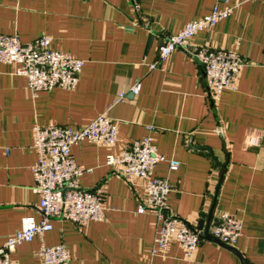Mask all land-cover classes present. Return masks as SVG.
I'll use <instances>...</instances> for the list:
<instances>
[{
    "label": "crops",
    "instance_id": "1",
    "mask_svg": "<svg viewBox=\"0 0 264 264\" xmlns=\"http://www.w3.org/2000/svg\"><path fill=\"white\" fill-rule=\"evenodd\" d=\"M216 4L239 6L193 42L237 52L244 61L237 90L224 92L218 102L192 55L176 50L151 68L161 43ZM0 33L23 43L48 36L53 49L85 62L75 89L36 97L15 65L0 62V246L26 216L42 218L34 128L81 127L102 114L119 126L114 147L83 141L72 148L77 164L87 169L82 188L105 190L104 220L78 228L54 219L52 230L12 252L14 264H41L36 252L43 242L65 244L69 264H244L237 253L207 239L193 262L177 242L168 254H153L158 223L154 212H141L143 184H129L106 164L108 154L149 136L166 158L155 174L173 186L168 211L201 228L228 163L214 215L240 217L243 234L234 248L249 264H264V0H0ZM137 82L142 89L135 95ZM172 160L180 162L177 170L170 168Z\"/></svg>",
    "mask_w": 264,
    "mask_h": 264
},
{
    "label": "built area",
    "instance_id": "2",
    "mask_svg": "<svg viewBox=\"0 0 264 264\" xmlns=\"http://www.w3.org/2000/svg\"><path fill=\"white\" fill-rule=\"evenodd\" d=\"M229 3L230 0H220ZM260 1V0H247ZM237 5L220 7L216 4L204 17L188 23L181 31L171 35L158 47V60L151 68H158L174 51L182 50L196 58L204 71L211 98L218 102L226 91H235L244 67L237 52L224 48L200 45L193 42L197 34L213 28L221 20L229 18ZM135 10L139 11L136 4ZM48 36L23 43L17 35L0 33V62L16 66L15 72L28 79V89L36 97L42 91L55 88H76L85 62L67 52L53 49ZM137 82L132 92H141ZM125 93L120 98L124 99ZM222 134V130H219ZM119 126L107 115L102 114L91 123L72 127L66 125L36 126L34 149L38 160L33 167L35 190L40 195L41 220L33 216L23 219L22 228L0 246V264H14L12 252L19 246L32 242L37 236L53 229V220H69L83 228L92 221L105 218L107 204L102 188L85 190L80 184L81 176L87 171L75 161L72 148L83 141L107 146H116ZM165 157L157 150L154 138L149 136L132 142L120 154L107 155L106 164L114 167L131 185L141 182L146 196L141 212L150 210L157 217V237L154 255L168 254L173 242L180 244L185 260L193 262L201 242L205 239L204 228L173 216L167 208V200L173 190L169 180L156 176L159 163ZM180 162L170 161V168L177 170ZM244 222L235 214L221 213L210 227V233L221 242L235 246L243 234ZM41 264H69L71 252L65 244L48 246L44 242L36 252Z\"/></svg>",
    "mask_w": 264,
    "mask_h": 264
},
{
    "label": "water",
    "instance_id": "3",
    "mask_svg": "<svg viewBox=\"0 0 264 264\" xmlns=\"http://www.w3.org/2000/svg\"><path fill=\"white\" fill-rule=\"evenodd\" d=\"M227 167H228V163L224 164L222 166V169L220 172V180H219V184H218L217 189H216V193H215V197H214V204H213L212 209L210 210L209 214L207 215V222H206V226L204 228V237H205V239H207L209 241L221 243L223 246H225V247L231 249L232 251H234L235 253H237L240 256V258L243 260L244 264H249L233 246H230V245H227V244L221 242L218 238H216L215 236H213L210 233V227H211V224H212L213 219L215 217L214 213H215V208H216V204H217V200H218V195H219L223 180L225 178Z\"/></svg>",
    "mask_w": 264,
    "mask_h": 264
}]
</instances>
